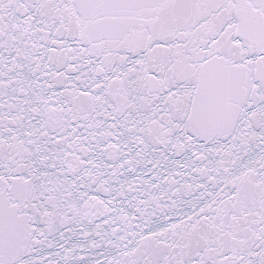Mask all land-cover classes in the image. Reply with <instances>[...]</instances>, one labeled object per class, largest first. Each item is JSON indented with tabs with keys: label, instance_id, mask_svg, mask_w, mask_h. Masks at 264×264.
<instances>
[{
	"label": "snow or ice",
	"instance_id": "obj_1",
	"mask_svg": "<svg viewBox=\"0 0 264 264\" xmlns=\"http://www.w3.org/2000/svg\"><path fill=\"white\" fill-rule=\"evenodd\" d=\"M0 264H264V0H0Z\"/></svg>",
	"mask_w": 264,
	"mask_h": 264
}]
</instances>
